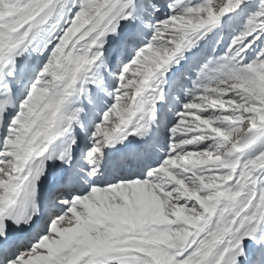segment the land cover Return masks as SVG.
Returning a JSON list of instances; mask_svg holds the SVG:
<instances>
[{
    "label": "snow or ice",
    "instance_id": "6c2138e0",
    "mask_svg": "<svg viewBox=\"0 0 264 264\" xmlns=\"http://www.w3.org/2000/svg\"><path fill=\"white\" fill-rule=\"evenodd\" d=\"M0 264H264V0H0Z\"/></svg>",
    "mask_w": 264,
    "mask_h": 264
}]
</instances>
